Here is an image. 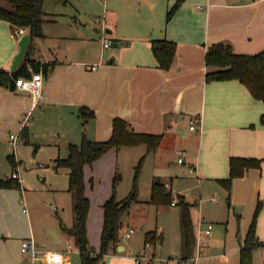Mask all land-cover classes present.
I'll return each mask as SVG.
<instances>
[{
	"label": "crops",
	"instance_id": "obj_1",
	"mask_svg": "<svg viewBox=\"0 0 264 264\" xmlns=\"http://www.w3.org/2000/svg\"><path fill=\"white\" fill-rule=\"evenodd\" d=\"M61 1L67 4L64 12H56L52 2L45 0L48 19L43 24L44 34L33 41L31 49L30 57L41 67L48 64L47 71H35L32 63L27 64L29 71L43 75V98L34 105L29 92L0 84V143L6 124L22 133L25 115L32 118L27 126L28 136L41 117L54 118L59 139H54L53 152L49 155L53 163L68 155L70 143L80 144L84 132L92 140L108 139L116 117L124 118L136 132L161 135L159 146L149 154L157 164L166 165L168 159L177 164L179 150H185L184 164L191 175L186 189L190 186L198 189L191 199L198 207L191 210L197 237L194 256L183 257L180 224L181 255L163 257L156 244L146 245V231L142 237L144 241L136 243L134 249L123 243L111 247L101 264H138L135 255L141 252L171 258L169 264H240L248 219L242 226L239 241L230 242V248L219 254L218 230L213 222L222 223L221 227L228 231L223 219L225 207L230 215L232 212L251 213L257 199H263L264 203V161L261 167H250L235 177L230 190L219 180L229 177L232 157L264 159V125L261 123L264 101L254 97L238 79L207 81V72L217 67L207 65L206 52L218 42L230 43L237 53L262 51L264 0H185L170 20L167 19L168 11L177 0ZM22 35L19 28L0 18V69L12 71ZM105 36L112 39L108 48L103 45ZM164 38L177 44L175 61L169 69L158 65L152 50V40ZM83 105L95 111V117L86 123L79 113ZM146 150V144L111 149L86 166L87 184L88 174H92L98 176L101 185V169L107 172L106 180L111 182L123 155L140 156ZM61 169L68 182L61 183L59 188L68 194V199L70 195L71 214L63 219L54 202L51 207L44 201L36 203V208L45 214L53 215L55 211L57 216L51 217L52 228L43 237L47 247L41 252L25 190L18 202L19 190L0 187V264H18L23 253L22 242L28 236L37 245L36 258L33 260L27 255L30 264L36 262L39 253H43L44 261L54 254L63 264H80L76 259L80 255L78 248L76 256L70 253L74 251L70 243L74 239L61 226V221L67 226L73 223L68 190L70 170ZM188 175L185 173V177ZM157 176L165 180L159 174L154 175L152 181ZM20 181H23L21 177ZM165 182L169 188V181ZM94 188L88 192L90 202L94 198L96 207L89 209L87 232L91 246L99 250L103 204L113 190L108 184L100 194ZM214 192L219 193L222 200ZM182 196L187 197L186 194ZM209 225H212L211 232L205 233ZM131 228L135 230L133 235L137 229ZM256 234L260 243L255 248L264 249V204ZM160 236L163 240V232ZM253 264H256L254 253Z\"/></svg>",
	"mask_w": 264,
	"mask_h": 264
},
{
	"label": "trees",
	"instance_id": "obj_2",
	"mask_svg": "<svg viewBox=\"0 0 264 264\" xmlns=\"http://www.w3.org/2000/svg\"><path fill=\"white\" fill-rule=\"evenodd\" d=\"M184 1H176L168 11V20L172 18ZM44 2L45 0H0V18L9 21L16 28L26 29V32L31 37L29 48L20 65L14 71H8L4 68L0 69L1 85L15 89L16 78L32 75V72L27 68L29 62L36 67L35 71L39 69L47 71L48 64L41 67L30 57L33 41L43 36V24L48 19L44 11ZM152 50L160 67L165 69L172 67L177 52V44L174 41L166 38L154 39L152 40ZM206 63L209 66L217 67L207 72V81L238 79L249 88L254 97L264 101V49L255 54H242L237 53L230 43L218 42L208 48ZM79 113L85 123L95 117V111L85 105L80 107ZM261 123L264 125V114L261 116ZM22 134L24 137H28L27 127L22 129ZM160 141L161 135L136 132L130 128L128 121L124 118L116 117L113 120L112 134L108 139L101 141L92 140L84 132L80 144L70 143L68 155L56 159L58 166L67 167L70 170L68 190L72 199L73 223L71 226H67L61 221V226L74 239L80 252V264H97L105 257L111 247L118 246V232L122 225V217L134 202L139 201L137 175L130 192L124 198L117 199L116 187L121 180V175L117 171L113 178L112 195L103 204L104 223L101 244L100 249L96 250L91 246L87 232V219L91 202L87 195L86 166L92 165L111 149L146 144V153L141 157L137 165L138 172L146 155L155 151ZM10 160L15 165L12 156ZM263 161L264 159L259 158L232 157L230 159L229 177L220 179L219 182L230 190L235 177L241 176L250 167H261ZM20 185L21 182L18 178L0 179V187H20ZM175 199L167 184L160 177H154L150 202L156 205H167L172 204ZM181 202L183 205L181 214L183 257L190 259L194 256L197 247V237L190 203L185 200L184 196H181ZM259 210L260 203L246 235L244 246L240 250V264H253V250L260 243L256 234ZM157 238L162 240L157 231L151 230L145 235L146 243L149 242L153 245L156 244Z\"/></svg>",
	"mask_w": 264,
	"mask_h": 264
},
{
	"label": "rangeland",
	"instance_id": "obj_3",
	"mask_svg": "<svg viewBox=\"0 0 264 264\" xmlns=\"http://www.w3.org/2000/svg\"><path fill=\"white\" fill-rule=\"evenodd\" d=\"M50 2H52V8L55 9L56 12L65 11L67 4L63 1L50 0ZM31 119L32 118H30V122ZM34 127L36 128L34 130L31 129L29 136L24 137V135L20 132H17V130L14 129L11 124L5 125V136L3 138V142L0 143V179L12 178L14 171H16L22 178L23 181L21 182L20 187L13 186L10 188L19 190L18 193L20 192V194L17 196L18 202L22 197H24L23 191L25 190L28 207L34 221V235L36 240L41 243L38 244V246H40L38 249L41 252V250H46L47 244H45L46 240H44L43 237L52 228L53 223H51V217L53 216L54 218V216H56V212L54 211L53 215L52 213L45 214V212H43L40 208H36V203L42 204V201H44V204L47 207H51L52 202H54L53 205L58 206L59 213L63 219H66L71 214V209L70 195L68 199V194L64 191L62 192L59 188L61 183L68 182V178L65 175L66 173L62 171V166L57 165L56 161L53 163L49 159V155L51 152H53L52 148L54 139H59L56 122L54 118H48L44 116L40 118V121L38 120V125L36 124ZM11 133H20V141H18V146L16 148L12 147L9 143L8 139H10ZM11 156L14 158L15 165H13L10 160ZM142 156L143 154L140 156L123 155L119 160L118 172L121 175V180L116 187L117 199L124 198L130 192L133 187L136 175L139 191V201L134 202L122 217V225L120 226L118 232L119 243L127 244L131 246L132 249H134L137 247L135 245L136 243H139V241H144V238L142 237L145 232H148V230L150 231L151 229L153 231H157L159 236L160 233L163 232V240L157 238L156 241V246L159 251L158 253H160L163 257L181 255V240L179 236L183 207L181 196L182 194H186L187 197L185 200L190 203V209L192 210V207H194L196 210L198 207L196 204H193V201L191 202V199L192 195H195L198 189L192 186L186 189V186L189 185L191 178L189 167L184 163L175 164V160L172 161V159H168L166 165L157 164L154 157L151 154H148L144 158L142 164L140 165V169L137 172V165ZM185 173L189 174L188 177H185ZM159 174H162V177L169 181V190L172 192L173 198L177 199V204L156 205L150 201H140V199L150 200L152 178L154 175ZM88 175L87 195L89 190H91L90 188L92 187H96L94 188L95 192L99 194L102 193L105 188V184H108L110 189L113 190L114 177L111 179V182H109V180L107 181V172L105 170L101 169L99 171V176H102L103 179L101 185L97 175L95 177L92 174ZM165 180L163 181L165 182ZM214 193L222 200L219 193ZM93 200L94 198L91 200L90 210L93 208L95 209L96 207ZM259 203L260 210L258 212L256 222L257 233L258 218L264 204L263 199H257L254 210L251 213L246 212L235 214L232 212L230 215V213H228V207H225L223 219L226 221L228 231L221 227L222 223L213 222L217 227V233L219 237V242L217 243V254L224 253L226 250H228L230 248V242L234 240L239 241V238L242 236V226L247 223L246 219H248L249 223L248 229L246 231V233H248ZM131 227H136V232L131 238L123 237L125 231ZM30 237L31 236H28V238L25 240L31 239ZM225 240L228 242L226 245ZM70 243L74 249V251L70 253L73 256H76L75 253L78 251V247L74 240H71ZM254 249L255 250L253 253L256 264H264V262H262V252L264 250L263 247H257ZM109 253L110 252L107 254ZM42 256L43 253H39L34 264H63V262L59 260V257L54 254L48 255L46 257V261L42 259ZM105 257L97 264H101ZM76 259H79L80 262V255H77ZM219 259L220 258H217V260ZM18 264H30V261L27 259V254L24 252L21 254V259L19 260ZM158 264L161 263L159 262Z\"/></svg>",
	"mask_w": 264,
	"mask_h": 264
},
{
	"label": "built area",
	"instance_id": "obj_4",
	"mask_svg": "<svg viewBox=\"0 0 264 264\" xmlns=\"http://www.w3.org/2000/svg\"><path fill=\"white\" fill-rule=\"evenodd\" d=\"M26 29L19 28V33L24 34ZM112 44V39L105 36L103 37V45L104 48L110 47ZM96 68V66H93ZM15 90L19 91H27L31 94L33 98L34 105L39 103V101L43 98V75L41 72H33L30 76H20L15 79ZM30 122L29 115H25L22 120V128L28 126ZM192 129H195V125L191 126ZM19 134L11 133L10 134V142L15 147L18 144ZM187 157V152L185 150H179L178 152V162L185 163ZM12 177L18 178L20 177L16 171L13 172ZM21 182V181H20ZM177 200L175 199L173 203H176ZM212 225H209V228L205 230V233L211 232ZM134 228H131L129 232H127L124 237L130 238L132 233L134 232ZM147 246H150L151 243L147 242ZM36 242L33 239L24 240L22 242V251L25 254H30L31 258L34 260L37 256V249H36ZM135 259L138 264H169L171 258H161L156 256L153 253L141 252L135 255Z\"/></svg>",
	"mask_w": 264,
	"mask_h": 264
},
{
	"label": "water",
	"instance_id": "obj_5",
	"mask_svg": "<svg viewBox=\"0 0 264 264\" xmlns=\"http://www.w3.org/2000/svg\"><path fill=\"white\" fill-rule=\"evenodd\" d=\"M30 41H31L30 34L27 32L24 33L22 35L21 39L19 40L20 50L14 57V60H13L12 66H11L12 71H14L19 66V64L22 62V60L25 57V54L29 48ZM120 247H122V246H120Z\"/></svg>",
	"mask_w": 264,
	"mask_h": 264
}]
</instances>
